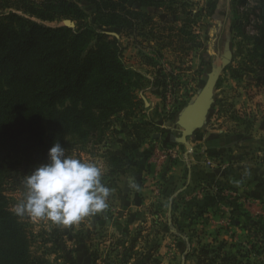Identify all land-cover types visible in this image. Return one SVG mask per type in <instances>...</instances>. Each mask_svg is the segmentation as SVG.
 <instances>
[{
	"label": "trees",
	"instance_id": "16d2710c",
	"mask_svg": "<svg viewBox=\"0 0 264 264\" xmlns=\"http://www.w3.org/2000/svg\"><path fill=\"white\" fill-rule=\"evenodd\" d=\"M129 1L172 16L179 12L177 0ZM236 1L247 4V0ZM82 2L95 9L91 23ZM254 11L261 21L257 36H248L243 24L236 28L253 46L250 62L264 66V0H257ZM249 19L247 14L244 21ZM65 20L76 23V28L60 26ZM162 25L150 13L121 0H0V264H48L33 256V232L11 208L5 191L23 168L34 170L46 163L55 142L69 150V139L74 137L75 144L87 148L95 137L101 145L118 114L132 123L136 148L158 133L164 137L159 125L140 117L145 101L139 96L149 79L127 65L121 40L105 33L116 29L121 36L142 38L161 49H192L197 36L191 24ZM146 60L155 69V59ZM157 73L162 78V71ZM221 83L220 79L216 90ZM171 136L164 138V147L184 150L171 142ZM136 148L123 145L119 154L109 157V176L119 175L135 160ZM171 218L175 227L173 212ZM232 222L241 230L249 227L261 244L251 243L248 252H230L226 240L214 246L197 237L196 264H264V216L258 221L233 218ZM56 233L63 243L64 232ZM178 234H185L183 228ZM67 260L74 263L72 258Z\"/></svg>",
	"mask_w": 264,
	"mask_h": 264
},
{
	"label": "rangeland",
	"instance_id": "374dc122",
	"mask_svg": "<svg viewBox=\"0 0 264 264\" xmlns=\"http://www.w3.org/2000/svg\"><path fill=\"white\" fill-rule=\"evenodd\" d=\"M177 1L179 2V12L176 16L161 10L144 9V11L153 15L157 21L163 24L162 26H181L185 22L191 24L193 34L197 38H195V43L190 51H182L177 48L161 49L155 43L146 42L142 38L121 36L119 30L108 31L115 32L120 36L127 65L144 74L150 81L140 92L139 97L146 98L148 102V105L145 104L143 107L144 111L140 117L159 125L164 130V137L160 136L162 133H158L149 140L147 144L150 147L149 160L152 158L155 146L163 145L164 138L181 135L177 120L183 108L177 104L180 102L189 103L201 90L213 65L221 59L224 53V43L221 44L220 41L225 42L228 39L230 40L232 62L227 67L228 70L224 71L221 76V87L215 92V104L216 101L217 104L212 107L203 130L224 129L226 133L234 132L235 135L238 134L239 138L248 139L251 145L245 153L247 161L259 164L264 168V66H257L250 62V50L253 46L238 34L236 28L243 24L242 27L248 36L253 37L259 34L257 26L261 25V21L257 17L259 13L254 11L257 0H247L246 5L239 4L236 0H221V4L218 3L219 0ZM80 4L89 15L88 22H93L94 7L86 2ZM247 14L250 16L249 23L244 21ZM215 19L223 25L218 33L224 38H211ZM210 46H213V50L217 51V55L210 58V62H206L209 58ZM147 57L155 59V69L146 65ZM158 70L162 71V78L157 73ZM150 77L153 80H150ZM160 79L165 82L163 87H161ZM132 127V123L122 114H118L113 119L111 131L105 135L101 145H97L98 139L93 137L92 143L87 148L82 147L75 144V138L71 137L69 150L65 149L66 155L84 162H93L101 169L102 183L106 187L110 183L116 185L118 175L109 176L108 160L109 157L119 154L123 145L128 144L136 148V140L131 133ZM260 138L262 140H258ZM260 141L263 144H260ZM177 149L181 158L186 151L193 154L192 149L187 147L184 150L179 147ZM136 150L138 151V148ZM199 152L196 149L195 153ZM91 160L93 161L91 162ZM34 170L28 167L23 168L20 173L15 175L16 177L9 180L6 186L5 194L14 211L15 206L24 198L25 179ZM183 170L185 172V168ZM156 186L158 194H162L164 186L160 181H156ZM112 195L113 191L110 189L109 197ZM262 205V214L258 210L261 207L256 206L253 202L249 205L251 209L249 212L254 215L250 214L248 220L258 221L259 216H264V203ZM166 206L163 204L159 209L156 204L150 205L147 214L143 217L145 220L141 222L140 232L134 233L128 240L124 236L113 238L112 235H104V232L97 228L91 233L89 229L91 215L78 223L61 226L50 219L34 218L28 214L23 215L22 218L33 232V256L46 259L48 264H182L184 260L182 246L180 240L170 232L171 227H175L174 225L170 227L168 224ZM114 207L112 205L108 214H116V210L112 209ZM97 215L102 216V211ZM180 224L177 223V226L179 227ZM244 228V230H237V235H234L236 239H231L233 236H229L227 239L230 244L228 251L244 250L248 252L251 243L261 244L259 235H255V232L251 231L249 227ZM57 231L64 232L63 243H60L57 238ZM92 234L94 236H91ZM138 234L140 235L138 236ZM131 238L135 239L134 242ZM139 239H141L140 243ZM203 243H207V241H203ZM214 246L216 245L214 244ZM194 248L199 250V245L196 244ZM190 254L186 264H196L197 259L194 254H197V251ZM87 256H91V262L87 260ZM67 257L72 258L74 263L68 261Z\"/></svg>",
	"mask_w": 264,
	"mask_h": 264
},
{
	"label": "crops",
	"instance_id": "0c3cea01",
	"mask_svg": "<svg viewBox=\"0 0 264 264\" xmlns=\"http://www.w3.org/2000/svg\"><path fill=\"white\" fill-rule=\"evenodd\" d=\"M150 80L153 78L150 77ZM148 142L136 150V159L117 176L116 185L108 184L113 195L107 198L108 207L102 210V216L97 213L91 215V233L97 228L104 235H112L113 238L124 236L128 240L131 235L140 232L141 222L145 220L143 217L150 205L156 204L161 209L166 204L169 226L172 224V212L176 222L179 220L178 223H181L179 227L175 223V228L171 227L170 232L180 240L185 260L186 254L190 256L191 252L197 251L194 248L198 245L197 237L201 242L213 244L222 239L228 242L229 236L236 239L234 235L239 231L237 226L232 222L230 228H224L219 224L220 221L228 217L232 221L233 218L247 221L250 214L254 215L249 212L252 202L261 207L258 210L262 214L264 168L247 161L245 153L251 145L248 139L239 138L234 132L226 133L224 129L197 132L189 140L193 154L186 151L183 158L180 155L172 160L159 176L155 175L149 160ZM260 144L263 143L260 141ZM196 149L200 151L198 154L195 153ZM156 181L164 186L162 194L157 192ZM218 190L222 199L218 197ZM223 191L235 196H223ZM112 205L115 206L112 209L116 210V214H108ZM179 228H183V236L178 234ZM131 239L134 242L135 239ZM87 257L91 262V256Z\"/></svg>",
	"mask_w": 264,
	"mask_h": 264
},
{
	"label": "clouds",
	"instance_id": "9594fccd",
	"mask_svg": "<svg viewBox=\"0 0 264 264\" xmlns=\"http://www.w3.org/2000/svg\"><path fill=\"white\" fill-rule=\"evenodd\" d=\"M47 156V162L26 177L24 198L15 206L17 215L71 225L108 207L110 189L102 183L97 165L66 155L59 142Z\"/></svg>",
	"mask_w": 264,
	"mask_h": 264
},
{
	"label": "water",
	"instance_id": "95a60500",
	"mask_svg": "<svg viewBox=\"0 0 264 264\" xmlns=\"http://www.w3.org/2000/svg\"><path fill=\"white\" fill-rule=\"evenodd\" d=\"M128 4L129 6H135L138 9L142 7L135 4L133 1L121 0ZM60 26L67 27L70 29L76 28V23L65 20ZM106 34L113 36L115 38H120V36L115 32H105ZM232 62V52L228 45H226L225 52L221 59L213 65L211 72L208 74V79L201 90L192 98V100L181 110L178 116L177 125L180 128V136H171V142L173 144L182 145L189 149L192 148L189 140L194 137V135L203 130L207 124L212 107L215 104V92L219 80L223 72ZM145 104L148 105L146 98H144ZM172 212V204L170 205V215ZM172 220L170 218V224ZM183 264H186L185 260Z\"/></svg>",
	"mask_w": 264,
	"mask_h": 264
},
{
	"label": "built area",
	"instance_id": "2783aa9c",
	"mask_svg": "<svg viewBox=\"0 0 264 264\" xmlns=\"http://www.w3.org/2000/svg\"><path fill=\"white\" fill-rule=\"evenodd\" d=\"M185 103H178L177 106L184 108L186 106ZM158 147V150H157ZM178 153L177 147H164L155 146V150L152 153V158L150 159V163L155 167V175L159 176L165 169L166 165L170 164L172 160H176L180 155ZM219 192V190L217 191ZM235 196L233 193H228L223 191V196ZM224 228H230L232 225V220L230 217L226 218L223 221L219 222Z\"/></svg>",
	"mask_w": 264,
	"mask_h": 264
},
{
	"label": "flooded vegetation",
	"instance_id": "af4514ba",
	"mask_svg": "<svg viewBox=\"0 0 264 264\" xmlns=\"http://www.w3.org/2000/svg\"><path fill=\"white\" fill-rule=\"evenodd\" d=\"M228 1H230V0H228ZM218 3L221 4L222 1L219 0ZM142 10L144 11V8H142ZM216 13H218V11H216ZM225 15L227 16V14H225ZM221 26H223L222 23L217 21V19H215L214 28H213L212 33H211V38H224L221 35H219V33H218ZM220 42H221V44L224 43V52H225L226 45H228L230 48V40L226 39L225 42L224 41L223 42L220 41ZM213 49H214L213 46H210L209 58H207L206 62H210V60H211L210 58L215 57L217 55V51H215Z\"/></svg>",
	"mask_w": 264,
	"mask_h": 264
}]
</instances>
